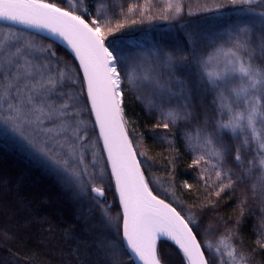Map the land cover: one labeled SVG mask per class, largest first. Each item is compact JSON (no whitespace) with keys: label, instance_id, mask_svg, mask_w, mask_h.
Here are the masks:
<instances>
[{"label":"trees","instance_id":"1","mask_svg":"<svg viewBox=\"0 0 264 264\" xmlns=\"http://www.w3.org/2000/svg\"><path fill=\"white\" fill-rule=\"evenodd\" d=\"M113 1L116 6L111 17L119 28L116 34L105 37L106 46L113 50L114 44H122L125 38L150 42L156 50L154 61L164 62L161 81L165 88L172 84L174 92L171 96L142 101L140 92H135L122 78L124 127L149 189L185 219L195 221L191 227L209 260L215 257L206 245L215 244L231 231L235 234L233 246L251 253L253 264H264V250L259 247V233L264 232V183L259 179L260 170L253 168L249 174L246 162L240 166L234 155L226 157L223 170L233 177L234 183L217 196L219 181L215 177L209 181L211 176H205L206 164L193 166L194 152L203 148L190 142L188 136L194 135L206 118L221 120V110L213 103L215 92L205 87L196 94L194 111L199 120L188 124L181 120L168 129L162 126L163 114L183 104L180 97L186 93L181 85L191 88L205 79V71L198 62L201 53L207 54L215 45L231 48L235 40L244 36L242 28H250L256 38L260 31L258 14L264 7L239 1L229 4L224 0H185L190 8L196 4L205 10L176 14L164 10L159 0ZM45 2L82 15L89 23L95 19L90 15L94 0ZM236 25L239 30H235ZM0 27L35 37L43 48L55 52L53 59H58L59 65L75 77L73 87L80 99L86 101L80 69L65 49L42 36L2 24ZM214 30L220 33L210 35ZM209 43L213 44L211 49L206 47ZM244 55L247 57V53ZM256 55L259 58V51ZM167 59L174 63L163 67ZM81 107H86V144H93L92 152L85 150L88 175L83 176V190L65 183L56 168L34 154L37 151L25 139L15 142L10 133L0 130V264H134L122 245V213L90 106ZM4 129L12 130L7 125ZM206 130L211 132V126ZM252 155L245 154V161ZM97 186L103 188V197L92 194V187ZM97 200L101 203L97 204ZM102 216L108 218L104 223ZM157 250L163 264H186L179 249L167 240H158Z\"/></svg>","mask_w":264,"mask_h":264},{"label":"snow or ice","instance_id":"2","mask_svg":"<svg viewBox=\"0 0 264 264\" xmlns=\"http://www.w3.org/2000/svg\"><path fill=\"white\" fill-rule=\"evenodd\" d=\"M241 3L264 7V0H241ZM258 15L261 18L258 36L253 38L250 28L240 29L244 36L223 53L227 57L225 70L205 71L203 82L194 83L191 88L182 84L186 93L180 97L183 104L163 114L165 129L181 120L186 124L199 120L194 111L196 94L205 87L216 92L213 103L227 118L215 121L206 118L188 139L204 149L193 160V166L199 167L202 162L211 166L219 181L217 196L234 183L233 177L223 170L228 156L234 155L240 166L246 162L249 174L258 168L259 179L264 183V11ZM0 21L46 31L65 41L79 60L87 85V99L82 101L73 87L75 77L59 65L58 59L53 60L55 52L37 46L34 39H26L23 34H4L0 37V122L19 133L54 165L65 183L83 190V176L88 175L84 156L89 134L83 118L86 107L81 104L91 105L123 208V240L141 264H163L157 250V241L162 237L179 247L188 264H253L251 253L233 246L235 234L231 231L215 244L206 245L215 257L206 258L191 227L195 221L185 219L149 189L124 128L122 79L117 65L123 64L125 58L106 46L97 19L89 23L82 15L45 0H0ZM128 75L131 81V74ZM234 77L239 80L238 86H231ZM209 126L211 132L206 130ZM25 130L29 135H24ZM249 153L252 158L245 161V154ZM91 191L97 197L104 196L102 187H92ZM107 219L102 216L101 222ZM259 235V247L264 250V232Z\"/></svg>","mask_w":264,"mask_h":264},{"label":"rangeland","instance_id":"3","mask_svg":"<svg viewBox=\"0 0 264 264\" xmlns=\"http://www.w3.org/2000/svg\"><path fill=\"white\" fill-rule=\"evenodd\" d=\"M225 2H229V4H233V0H224ZM239 1L241 2V0H236V2ZM159 2L162 4L161 6L164 7V10L168 11V12H172V13H176V14H181L182 11H185L187 13H199L204 11L205 9L201 6V8L197 7V5H193L192 8L189 7V3L185 0H159ZM238 3V2H237ZM235 3V4H237ZM116 2L113 0H94V7L93 9H91L90 11V15H92V17H94L95 19H97L100 23V26L102 27V30L104 31V36L106 37L107 35H113L116 34L115 32L117 31V29L119 28V26H116L113 22L114 17H111V15H113V13H111V11L113 10V8H115L114 6ZM149 4L152 5L151 2H148L147 5ZM197 7V8H196ZM177 9H179V11H177ZM88 12V10H86ZM144 12V11H143ZM115 15V14H114ZM244 25H246L244 23ZM107 26V27H106ZM236 25V29L235 30H239V28H237ZM108 28H111V31L108 30ZM17 33V34H21L19 32L12 31L9 30L8 28H2L0 27V37H2L4 34L7 33ZM218 33H220V31H215L214 33L210 34V35H217ZM23 36L26 39H34L35 43L37 46L39 47H43L42 44L40 43V41L38 39L31 38L28 35L23 34ZM214 38H211V42H213ZM212 43H209L206 47L207 48H212ZM210 48V49H211ZM113 49H115L120 55H122L125 58V62L123 64H118L117 65V70L120 72L121 74V79L123 78L124 81L126 83H128V85H130V87L135 91V92H140V97L143 98L141 99L142 101H149V99H153L155 97H159L162 95L165 96H171L174 92H172V84H167L168 88H165V83H163L161 81L160 76V70L162 69V65L164 62L159 63V61L157 60L156 62L154 61L155 58V48L153 47V45L150 42H147L145 40H141V39H137V38H128V39H124V42L122 44H114ZM228 49H226L225 47L222 46H214L211 50H209L210 52H208L205 55H202L198 57V62L200 64V66L203 68L204 71H212V72H221L224 71L226 68V63H227V57H225L223 55V53L227 52ZM215 56V59H211V61L205 65L204 62L205 61H209L211 57ZM55 61V59H53ZM154 61V62H153ZM170 63H174V61L167 59L165 60V65L163 67L166 66H170ZM131 74L132 80L130 81L129 79V75ZM145 77H147V79H145ZM160 81L163 83L162 86L159 87L160 85ZM234 83L231 86H238L239 85V80L237 78H233ZM177 86V83H176ZM167 93V94H165ZM169 93V94H168ZM180 90L178 89V95H180ZM216 94V92H215ZM216 96V95H215ZM157 109V108H156ZM155 110V109H154ZM220 115V114H219ZM227 116L225 115H221V120L226 119ZM8 126V125H7ZM4 127H6V125H4L3 122H0V130L1 132L4 133H10L9 137L15 141V142H22V140L24 141L23 137L17 133L14 132L13 130H10L11 132H9L7 129H4ZM6 131V132H5ZM24 135H29V133L27 132V130L24 131ZM17 136V137H15ZM28 143V142H27ZM88 147L86 148V150L89 151H93V147H92V143H87ZM204 150L203 149H198V151L194 152L195 155L197 156L198 154L203 153ZM34 154L38 155L39 157H41L37 152H35ZM42 158V157H41ZM206 159L209 158L205 157ZM48 162V161H46ZM50 165H52L50 162H48ZM54 166V165H52ZM55 167V166H54ZM205 176H211V179H209V181H212V178L215 177L214 176V170L211 168L210 165H205ZM161 239V238H160ZM159 239V240H160Z\"/></svg>","mask_w":264,"mask_h":264},{"label":"water","instance_id":"4","mask_svg":"<svg viewBox=\"0 0 264 264\" xmlns=\"http://www.w3.org/2000/svg\"><path fill=\"white\" fill-rule=\"evenodd\" d=\"M0 24L2 25H6V26H10V27H14V28H18V29H21L23 31H26V32H29V33H33V34H36V35H39V36H42L46 39H49L50 41L56 43L57 45H59L60 47H62L63 49H65L69 54L70 56L74 59V61L77 63L79 69H80V72H81V75L83 77V80H84V74H83V71L82 69L80 68V65H79V60L75 57V54L71 51V49L69 48V46L66 44L65 41H63L62 39H60L59 37H55V36H52L50 33L46 32V31H37L35 29H29V28H25L24 26L22 25H18V24H12L10 22H6V21H0ZM84 85H85V89H86V94H87V85L86 83L84 82ZM90 106V109H91V105L89 104ZM92 113V112H91ZM92 117H93V120H94V123H95V115L92 113ZM96 126V129L98 131V134H99V137H100V129L99 127L95 124ZM125 128V127H124ZM126 131V130H125ZM129 139V138H128ZM100 141H101V144H102V147H103V139L100 137ZM134 150V149H133ZM103 151L105 153V156H106V159H107V162H108V156H107V152L104 150V147H103ZM136 160H137V155H136ZM138 161V160H137ZM108 165H109V170H110V173H111V165L110 163L108 162ZM141 171V170H140ZM111 177H112V173H111ZM112 181H113V185H114V189H115V193H116V196H117V199H118V203H119V207L121 209V213H122V222H121V241H122V245H123V248L125 249L126 253L128 254L129 258L131 259V261L134 263V264H141V262L134 256V254L131 253V251L127 248L126 246V242L123 240V234H122V225H123V208L120 204V198H119V193L116 191V184H115V179L112 177ZM92 192V191H91ZM93 195L96 196L95 193L92 192ZM154 195V194H153ZM157 197V196H156ZM158 199H161L159 197H157ZM163 200V199H161ZM165 203H168L167 201L163 200ZM171 207H173L170 203H168ZM174 208V207H173ZM181 214V213H180ZM182 215V214H181ZM183 216V215H182ZM161 239H164V240H167L168 242H170L171 244H173L174 246H176L178 249L179 247L171 240L167 239V238H161ZM179 251L181 252V254L183 255L182 251L179 249ZM184 257V255H183ZM185 261H186V264H188L187 262V259L184 257Z\"/></svg>","mask_w":264,"mask_h":264},{"label":"bare ground","instance_id":"5","mask_svg":"<svg viewBox=\"0 0 264 264\" xmlns=\"http://www.w3.org/2000/svg\"><path fill=\"white\" fill-rule=\"evenodd\" d=\"M163 238H166V237H163Z\"/></svg>","mask_w":264,"mask_h":264}]
</instances>
